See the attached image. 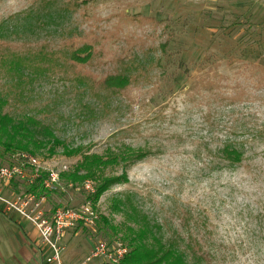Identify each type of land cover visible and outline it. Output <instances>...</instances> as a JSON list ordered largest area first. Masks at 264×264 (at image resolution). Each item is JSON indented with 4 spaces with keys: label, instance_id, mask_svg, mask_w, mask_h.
Wrapping results in <instances>:
<instances>
[{
    "label": "rangeland",
    "instance_id": "374dc122",
    "mask_svg": "<svg viewBox=\"0 0 264 264\" xmlns=\"http://www.w3.org/2000/svg\"><path fill=\"white\" fill-rule=\"evenodd\" d=\"M0 34L11 50L34 52L35 64L49 67L27 69L21 83L16 75L0 78L1 91L22 93L10 110L49 125L80 152L68 157L58 148L50 156L41 149L35 156L42 166L69 171L83 153L123 145L149 152L127 167V183L100 195L99 218L132 225L124 208L112 206L126 196L132 201L133 192L164 231L178 229L188 208L205 221L220 250L217 264H264V219L257 218L264 215V0H0ZM82 45L92 47L89 60L69 65L67 51ZM77 78L99 84L86 91ZM227 140L243 148L240 165L218 164L215 150ZM13 154L0 166L13 163ZM15 182L5 197L28 186ZM42 196L36 208L49 215L89 194L60 179ZM34 204L25 205L27 213ZM116 237L107 228L67 231L65 264Z\"/></svg>",
    "mask_w": 264,
    "mask_h": 264
},
{
    "label": "trees",
    "instance_id": "16d2710c",
    "mask_svg": "<svg viewBox=\"0 0 264 264\" xmlns=\"http://www.w3.org/2000/svg\"><path fill=\"white\" fill-rule=\"evenodd\" d=\"M3 41V36L0 34V78L16 75L21 79V83L24 81L21 76L27 69L31 72L49 71L48 66L40 67L35 64L34 52L29 51L23 54L11 50L9 45L3 44ZM91 54L92 47L82 45L75 49L71 47L65 58L70 61L69 65H77L87 62ZM30 79L31 77H28L27 80ZM76 80V85L82 86L86 91L93 90L94 86L99 84L96 81L88 82L84 78ZM108 84L111 87L114 86L112 78L108 80ZM21 96L20 90H0V158H3L4 154L19 151L35 156L36 152L41 149H46L48 155L51 156L56 153L58 148L68 157L80 154L79 149H69L65 141L57 138L49 125L40 123L35 117L24 115L21 111H11L13 104L19 101ZM95 101L98 103L97 100ZM82 108L88 109V112L91 113L95 109L87 103L82 104ZM148 154L149 152L145 149L131 148L126 145L113 149L107 148L102 154L83 153L81 159L71 170L60 173V179L75 187L85 180L93 181L94 192L89 193L86 201H89L95 208L100 195L111 185L128 182L127 167L143 160ZM243 155V148L228 140L215 150L218 164L225 167L240 165L244 160ZM118 166L122 170L120 175L113 176L105 173L107 168L115 169ZM45 176L46 173H40L35 182L26 186L23 192L33 193L37 197L49 194L50 191L42 186ZM15 181L11 182L14 187L16 186ZM13 190L18 192L16 188ZM135 195L136 193L132 192V201L129 196H126V200L114 201L112 206V210L116 212H121L120 208H124L122 214L132 220L130 221L132 225L113 224L106 217L100 216L94 226V230L97 232L107 228L112 234H120L121 237L116 238H120L128 246L127 254L117 264H217L220 250L215 246L211 237L212 232L208 231L205 221L203 222L201 219L195 221L192 211L188 208L181 217L178 229L171 228L164 231L163 224L151 219L139 208L134 200ZM257 218L264 219V215L259 214ZM193 219L194 223H192ZM206 220L208 219L206 218ZM263 229V225L260 224V234ZM202 232L204 234L201 235ZM253 232L254 230H252V234Z\"/></svg>",
    "mask_w": 264,
    "mask_h": 264
},
{
    "label": "built area",
    "instance_id": "2783aa9c",
    "mask_svg": "<svg viewBox=\"0 0 264 264\" xmlns=\"http://www.w3.org/2000/svg\"><path fill=\"white\" fill-rule=\"evenodd\" d=\"M13 163L0 166V202L8 209L15 210L32 223L36 229L41 243L47 247L50 253L44 258V264H65L63 255L65 246L64 235L67 231L78 226L94 230L98 221V213L89 201H85L77 207H59L53 209L49 215H44L40 210L33 193H17L12 191L13 197H5L2 189L6 188L13 180L25 182L31 185L35 182L40 173H46L42 180V186L47 191L56 189L60 181L59 171L41 165L37 156L28 152L19 151L13 154ZM29 172H27V170ZM64 172V171H62ZM87 194L94 192L93 183L85 180L79 185ZM35 203L31 213H27L25 205ZM128 252V246L120 239L114 238L111 241L97 240L88 251L85 258L77 264H91L93 262L117 264Z\"/></svg>",
    "mask_w": 264,
    "mask_h": 264
},
{
    "label": "crops",
    "instance_id": "0c3cea01",
    "mask_svg": "<svg viewBox=\"0 0 264 264\" xmlns=\"http://www.w3.org/2000/svg\"><path fill=\"white\" fill-rule=\"evenodd\" d=\"M49 253L32 223L0 202V264H44Z\"/></svg>",
    "mask_w": 264,
    "mask_h": 264
}]
</instances>
